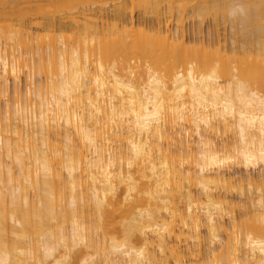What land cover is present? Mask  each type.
Returning a JSON list of instances; mask_svg holds the SVG:
<instances>
[{
	"label": "bare ground",
	"instance_id": "bare-ground-1",
	"mask_svg": "<svg viewBox=\"0 0 264 264\" xmlns=\"http://www.w3.org/2000/svg\"><path fill=\"white\" fill-rule=\"evenodd\" d=\"M261 14L0 0V264H264Z\"/></svg>",
	"mask_w": 264,
	"mask_h": 264
},
{
	"label": "rangeland",
	"instance_id": "rangeland-1",
	"mask_svg": "<svg viewBox=\"0 0 264 264\" xmlns=\"http://www.w3.org/2000/svg\"><path fill=\"white\" fill-rule=\"evenodd\" d=\"M193 3V1L191 2ZM135 14L137 15L138 14V11L136 10L135 11ZM200 19V20H199ZM213 19L211 17L209 18H203L201 20V18H197V17H194V18H187L184 23H183V29L184 31L186 32V38L187 40H189V38H191L195 32L196 34V25H198V23L201 24L202 27L206 28L207 25L209 24L210 21H212ZM200 24L198 26H200ZM199 43H196L195 42V45H198ZM237 171V170H236ZM241 171H238L237 173H239ZM243 173V171L241 172ZM241 173H239L240 175H242Z\"/></svg>",
	"mask_w": 264,
	"mask_h": 264
},
{
	"label": "snow or ice",
	"instance_id": "snow-or-ice-1",
	"mask_svg": "<svg viewBox=\"0 0 264 264\" xmlns=\"http://www.w3.org/2000/svg\"><path fill=\"white\" fill-rule=\"evenodd\" d=\"M5 8H7V5H4ZM261 17H260V22L262 27H264V0H261ZM264 147V145H262ZM261 157L264 158V151L261 152Z\"/></svg>",
	"mask_w": 264,
	"mask_h": 264
}]
</instances>
